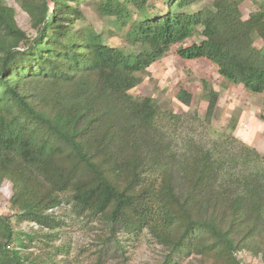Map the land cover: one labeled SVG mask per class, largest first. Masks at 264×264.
Instances as JSON below:
<instances>
[{"label": "trees", "instance_id": "16d2710c", "mask_svg": "<svg viewBox=\"0 0 264 264\" xmlns=\"http://www.w3.org/2000/svg\"><path fill=\"white\" fill-rule=\"evenodd\" d=\"M17 1L35 36L0 0V182L12 184L18 220L38 230L15 231L0 215V264H63L53 212L63 202L98 223L95 264L117 253L126 264L119 233L149 234L163 251L158 264L264 255V150L231 133L208 142L178 136L186 113L129 92L178 44L181 58L204 57L227 81L264 95V0L245 19L240 0L191 12L183 9L197 0H163L164 12L151 0H90L105 32L122 34L128 48L105 44L91 25L76 28L88 0ZM199 26L203 38L185 45ZM202 86L210 120L218 93ZM177 97L188 105L191 93Z\"/></svg>", "mask_w": 264, "mask_h": 264}, {"label": "rangeland", "instance_id": "374dc122", "mask_svg": "<svg viewBox=\"0 0 264 264\" xmlns=\"http://www.w3.org/2000/svg\"><path fill=\"white\" fill-rule=\"evenodd\" d=\"M15 10V18L19 27L29 37L35 36L31 28L28 14L21 9L17 0H5ZM89 1L81 3L80 7L85 16L76 22L80 25H91L99 32H103V42L109 46L128 48L122 34H109L105 32L107 21L102 20L94 13ZM211 0H197L194 4L185 7L183 11L191 12L204 5H209ZM261 0H240V11L245 19L250 13L258 9ZM152 11L164 12L166 7L163 0H151ZM111 29H113L110 26ZM114 30V29H113ZM123 33L125 29L121 31ZM201 28H197L194 36L183 43L189 45L198 42L203 37ZM254 45L260 47L262 41L255 37ZM178 44H174L146 70L147 74L142 81L130 89L135 97L151 96L164 112L171 110L173 113L182 114L176 120L178 136H193L201 142H208L220 133H231L241 141L251 145L258 151L264 150V95L252 93L242 84L232 83L224 79L216 66L208 59L181 58L177 52ZM217 91L216 105L210 120L205 118L207 99L204 94L202 80ZM183 88L191 93L190 102L184 104L177 97L178 91ZM12 184L8 180L0 182V215L8 217L15 231L26 233L36 232L38 225L31 221H20L15 216L17 209L11 201ZM54 215L61 219L62 224L58 229L56 244H62L65 250L58 257L63 259V264H95L98 252L95 246V234L98 223L77 215L70 204L63 202L53 209ZM45 231V230H44ZM119 239L125 245L124 254L128 256L126 264H158L162 256V248L155 243L149 234L140 232L137 235L119 233ZM36 240V238L34 239ZM34 242V241H33ZM34 248V247H31ZM35 249V248H34ZM120 254H110L103 264H121ZM238 256L243 264H264L262 252L241 250ZM180 264H198L196 258L190 254Z\"/></svg>", "mask_w": 264, "mask_h": 264}]
</instances>
